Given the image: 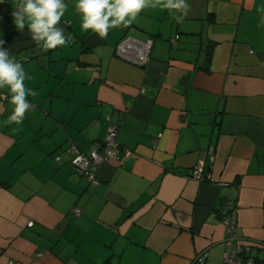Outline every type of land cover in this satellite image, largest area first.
<instances>
[{"label": "crops", "instance_id": "obj_1", "mask_svg": "<svg viewBox=\"0 0 264 264\" xmlns=\"http://www.w3.org/2000/svg\"><path fill=\"white\" fill-rule=\"evenodd\" d=\"M64 2L72 42L48 51L15 28L16 0L0 2V39L38 92L20 125L0 98V264H199L200 252L225 264L228 200L238 240L264 259V0H186L182 23L146 8L106 39ZM126 34L152 39L146 66L116 55ZM107 115L133 153L101 164L91 185L66 151L99 149ZM199 159L202 182L189 176Z\"/></svg>", "mask_w": 264, "mask_h": 264}, {"label": "clouds", "instance_id": "obj_2", "mask_svg": "<svg viewBox=\"0 0 264 264\" xmlns=\"http://www.w3.org/2000/svg\"><path fill=\"white\" fill-rule=\"evenodd\" d=\"M156 7L179 13L173 15L177 23H182L190 11L186 0H76L75 4L76 13L81 17V30L91 31L100 39H106L113 28L133 24L146 8ZM67 8L64 0H16L12 12L13 23L19 31L27 27L32 40L44 51L67 46L72 42V37L70 34L66 36L64 29L59 27ZM257 11H264V6ZM4 43L0 39V90L7 88L6 98L13 106L6 123L20 125L26 113L34 107L28 97H36L38 92L26 86L25 81L31 80L32 76L3 47Z\"/></svg>", "mask_w": 264, "mask_h": 264}, {"label": "built area", "instance_id": "obj_3", "mask_svg": "<svg viewBox=\"0 0 264 264\" xmlns=\"http://www.w3.org/2000/svg\"><path fill=\"white\" fill-rule=\"evenodd\" d=\"M15 8V7H14ZM14 11V9H13ZM0 19H5V13L0 11ZM178 35L170 39V43H175ZM5 48V43L3 45ZM152 48L150 37L139 39L135 36L124 35L115 46V53L123 60L138 66H146L149 61ZM0 98L5 99L6 95L0 93ZM32 103V102H31ZM33 104V103H32ZM34 105V104H33ZM35 106V105H34ZM108 121L107 131L102 146L88 151L77 150L74 145L67 149L70 153L68 164L79 174L85 175L91 185L96 182V172L98 167L106 162H120L132 155L133 151L122 147L117 141L118 124L111 115L106 116ZM210 159L213 157L212 148L208 151ZM61 156L56 155L55 160L60 161ZM206 162L199 159L189 170V176L199 182L205 181L208 175L205 173ZM227 209L222 212L221 222L226 231L223 240L224 252L223 261L225 264H264V259H258L249 254V247L238 240L235 228L237 225L236 204L228 200ZM75 214L80 213L79 208H73ZM33 222H29L32 225ZM206 258V253L200 252L193 260V263L202 264Z\"/></svg>", "mask_w": 264, "mask_h": 264}, {"label": "water", "instance_id": "obj_4", "mask_svg": "<svg viewBox=\"0 0 264 264\" xmlns=\"http://www.w3.org/2000/svg\"><path fill=\"white\" fill-rule=\"evenodd\" d=\"M38 49L37 48H33L32 50H31V53H34V56H37L38 55ZM44 60H45V57L44 56H40V57H38V61L41 63V64H43L44 63ZM113 119V118H112ZM114 120V119H113ZM115 121V120H114Z\"/></svg>", "mask_w": 264, "mask_h": 264}, {"label": "trees", "instance_id": "obj_5", "mask_svg": "<svg viewBox=\"0 0 264 264\" xmlns=\"http://www.w3.org/2000/svg\"><path fill=\"white\" fill-rule=\"evenodd\" d=\"M10 12H11V14H12V12H13V9H11V10H10ZM55 156H56V155H55ZM55 156H54V159H55ZM56 161H57V160H56Z\"/></svg>", "mask_w": 264, "mask_h": 264}]
</instances>
